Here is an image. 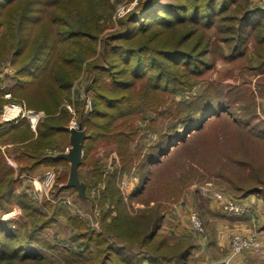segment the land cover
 Segmentation results:
<instances>
[{
  "label": "trees",
  "instance_id": "trees-1",
  "mask_svg": "<svg viewBox=\"0 0 264 264\" xmlns=\"http://www.w3.org/2000/svg\"><path fill=\"white\" fill-rule=\"evenodd\" d=\"M91 1L36 0L42 7L39 15H34L36 10L26 6L28 0H0V50L7 51L10 47L14 52L12 64L15 66V73L12 78L15 82L9 88L16 100L25 102L30 107L44 109L51 114L49 119L41 122L37 135L32 132L26 120L0 131V142L12 144L11 154L19 162L18 175L31 174L43 164L61 160L44 155V150L54 144L59 134L69 133L67 125H64V114L58 116L54 113L63 99L68 97L71 84L80 76L83 62V59L72 56L68 45L65 44L67 41L65 37L79 40L81 45L85 43L89 49L94 48L95 43L91 40L94 32H97V27L86 21L89 13L84 11ZM238 1L146 0L138 11L131 14V21L126 27L119 33L111 35L106 46V64L104 62L98 64L95 67L96 71L88 67L90 74L95 75V102L90 116L81 119L80 123L87 133L84 156L79 167L81 179L83 166L92 163L93 167L89 173L95 176L96 180L103 178L104 163L100 158L88 159V156L102 145L115 144L124 170H131L133 164L139 162L138 173L141 182L131 197L149 201L143 196L148 193L150 182L156 183L157 174L164 171L161 184L166 183L167 186L169 182L176 183L177 186L180 182L177 175L186 164L188 155L204 151L206 130L228 114L230 117L226 118L227 121L238 128V132H242L240 146L247 152L248 160L245 162L253 169L256 180L247 187L240 185L241 198H234L243 201L255 192L261 193L264 198V178L259 177L264 175L262 174L264 164L259 165L256 159L255 163L250 161L254 157L248 153L249 148L245 142L246 140L256 142L264 151V118L255 110L248 113L236 110L235 104L228 103L227 99L222 97L223 89L214 86L216 84L209 85L212 87L208 86L191 99L183 98L174 104L172 110L161 107L169 101L168 95L178 91L184 92L192 83H196L195 78L203 75L210 66L205 46L207 42L209 45L213 44L211 36L206 40L201 38L206 30L227 26V30L233 31L230 39V46L232 45L230 49L233 53L229 55L231 59L248 57L249 48L246 42L252 37L260 36L256 33L264 27V13L245 4L241 5L242 7L238 4L237 8H234ZM44 6L48 11L44 10ZM74 15H78L76 20ZM179 25L187 28L183 30L180 38L196 37L193 39L194 42L183 46L185 49L180 50L179 46H171V42H155L152 39L144 41L148 43L147 45L124 44L125 41L130 42L134 35H144L153 27L169 28ZM260 40H264L263 35ZM260 49L257 63L251 65L253 69L264 67L263 43ZM109 56L121 58L118 59L123 62L122 70L120 67L109 72V69L116 68L114 66L118 64L114 61L109 63ZM59 58L62 60L59 61ZM260 91L264 93V89ZM242 94L243 92H240L237 97H243ZM231 95H234V91H231ZM253 96L251 91L249 97ZM160 97H163L161 101L158 100ZM5 100L0 97V107ZM149 112L155 115L150 121L151 130L160 133V136L149 147L148 153L142 154L140 149L144 145L137 144L133 147L132 142L139 131L138 118H143ZM158 119L161 121L167 119L169 122L162 132L157 128ZM179 124L182 125V131L177 129ZM7 136H11V141L5 142L4 138ZM219 138L216 136L214 142H217L219 147L228 141L230 145L234 144L232 140ZM222 155L232 161L234 159L230 153ZM235 160L238 159L235 157ZM238 161L235 162L239 163ZM106 179V186L101 190L99 199L103 211V232L96 233L85 220L73 216L63 205L49 203L54 216L67 214V219L71 221L73 228L77 229L71 237L80 245L79 251L69 247L58 248L46 242L47 248L52 250L47 251L28 242L29 240L19 235L17 229L8 222L0 221V264H46L45 261L52 263L55 261L53 253L61 256L66 264H111L110 259L114 256L112 253L116 256L119 254L120 260L124 263L136 262L129 254L143 252L141 246L137 245L149 247L159 237L163 205L159 203L155 208L147 210L148 214L144 212L134 217L127 209L117 186L116 171L109 174ZM83 180L88 189L90 182ZM19 185L20 179L16 178L14 166L7 164L5 154L0 148V206L17 201L34 220L35 225L42 228L52 217L26 193H19ZM64 189H67L65 185H59V191ZM177 190L179 194L181 190L179 188ZM247 210L234 215H243ZM184 242L186 243L176 250L172 258L179 259L181 263L189 262L194 250L205 248L202 243ZM92 245L96 246L97 256H85L84 250ZM115 262L118 263L116 260Z\"/></svg>",
  "mask_w": 264,
  "mask_h": 264
},
{
  "label": "rangeland",
  "instance_id": "rangeland-1",
  "mask_svg": "<svg viewBox=\"0 0 264 264\" xmlns=\"http://www.w3.org/2000/svg\"><path fill=\"white\" fill-rule=\"evenodd\" d=\"M145 1L92 0L84 11L85 13H89L88 20L86 21L97 27V32H94L93 40H91L92 43H95L94 48L89 49L85 43L81 45L79 40H72L69 36L65 37V40H67L65 44L68 45L72 56L77 59H83V62L80 76L71 84L68 97L63 99L57 112L54 113V115L58 116L64 114V125L80 124L81 119L90 116L95 102V75L90 74L88 69L91 67L92 71H96L95 67L98 64L103 62L106 64L107 41H110L111 35L119 33L129 24L131 14L138 11ZM238 4L240 7L245 4L252 9L261 10L264 13V0H239L234 8H237ZM26 6L36 10L34 15H39L42 7L36 0H28ZM44 10L48 11L46 7ZM77 16L74 15L75 20ZM186 29L184 25L182 27L179 25L169 28L162 26L153 27L144 35H134V38L130 42L125 41L124 44L147 45L148 43H144V41L152 39L155 42H171V46H179V49L182 50L185 49L183 46L186 47L187 43L194 42L193 39L196 38L191 39V36L183 39L180 38L183 30ZM232 35L233 31L227 30V26L221 29L213 27L205 31V34L201 38L206 40L207 37L211 36V43H213L210 44L211 47L208 42L207 46H205L210 66L203 75L195 78L197 82L192 83V86L185 89L184 92L178 91L177 93L168 95L167 99L169 101L161 107L172 110L174 104L183 98L191 99L204 89H207L209 85L216 84L214 86L223 89L221 92L222 97L225 100L227 99L228 103L235 104L236 110L243 113L255 110L261 118H264V93L262 94L260 91L264 89V67L253 69V66H251L257 63L256 61L261 53L260 47L262 43L264 44V40H262L263 42L260 40L261 35L264 36V27L261 31H257L256 35H260L259 37H252L247 40L246 43H248L249 48L248 57L231 59L229 55L233 54L230 49L232 46H230ZM12 50L10 47L7 51L4 49L0 50V97L6 99L0 107V121H2V110L7 103L17 102L25 104V108L40 114L36 129L32 128L29 118H22L28 122L32 132L37 135L39 125L45 119H49L48 117L51 114L44 109L30 107L25 102L23 103L15 99L14 93L9 88L15 82L12 78V75L15 73V66L12 64L14 55ZM118 58L109 56V63L110 61L118 63L114 66L116 68L109 69V72L120 67L122 70L123 62L121 63V58H119L120 60ZM58 60L62 59L59 58ZM105 75H108V73H105ZM231 91H234V95H231ZM251 91L254 94L252 98L249 97ZM240 92H243V97L241 98L237 97ZM162 98L160 97L158 100L161 101ZM225 115L215 125L210 126L206 130V137L204 138L206 141L204 145L206 147L204 151L188 155L186 164L181 167L179 175H177L180 177V182H178L177 186L176 183L169 184V182L167 186L166 183L161 184L164 171H160L159 175L157 174L156 183L155 181L150 182L148 193L143 196V198H147L149 201L131 197L134 189L141 182L138 173L139 162H135L131 170H124L120 153L115 144L102 145L88 156V159L100 158L104 166L103 178L101 180H96L95 176L89 173L93 167V163L83 166L81 176L90 182L87 194L91 197V200H85L79 196L75 188L58 190L59 185H65L68 180L70 171L69 161L61 159L50 162L49 164L41 165L31 174L18 175L19 162L11 154V143L0 142V148L5 154L7 164L14 166L16 178L20 179L18 192L26 193L31 200L35 201L52 217L49 223H46L42 228H38L20 203L17 201L11 203L10 201L0 206V221L8 222L9 225L17 229L19 235L27 241L29 240L28 242L38 247L40 246L47 251L52 250L47 248L46 242L56 245L58 248L69 247L75 251H79L80 245L71 237L72 233L77 229L73 228L71 221L67 219V214L54 216L51 213L49 203L63 205L73 216L85 220L88 226L94 229L96 233H101L104 231L102 226L103 211L99 202L101 190L106 186L108 175L116 171L117 186L131 215L137 217L144 212L148 214L147 210L155 208L160 203V205H163L161 207L163 208V220L158 230L159 237H157V241L152 242L151 246L145 248L142 247L144 245H137L141 246L143 250L141 254H136L135 252L129 254L136 262L130 261L124 263L120 260L119 254L116 256L115 253H112L114 256L110 257L111 264H144L143 262L146 264H264V247H251L231 256V240L234 234L264 235V221H262L261 215H253L260 221L254 222L256 224L259 223L254 226L250 221L243 220L241 218L243 215L237 216L234 215L236 213L223 210L218 206L213 197V193H216L222 196L241 198L240 185L247 187L256 181L253 169L248 167V162H245L248 160L247 152L244 151L243 146H240L242 139L240 134L242 132H238L239 129L227 121L228 119L226 118H229L230 115ZM154 116L153 112H149L143 118H138L139 131L137 137L132 142V146L135 147L137 144L144 145L140 149L142 154L148 153L149 147L160 136V133L151 130L150 121ZM13 123L15 122H1L0 131ZM167 123H169L167 119L164 121L158 119L157 128L160 129V132L166 129ZM177 129L182 131V125L179 124ZM67 133L59 134L60 136L57 137L54 144L45 148L44 155L53 156L67 151L70 146L69 133ZM216 136L220 137L219 140H232L234 144L230 145V141H228L227 144L219 147L217 142L214 143ZM4 140L5 142L11 141V136L5 137ZM245 142H247V148H249L248 153H251L254 157L250 161L255 163L254 159H256V161L258 160L257 163L263 166L264 151L262 146L249 140ZM249 145L251 147H248ZM222 153L232 154L234 159L236 157L239 160L235 161H238L240 164L236 163L234 159L232 161L231 159L224 158ZM242 159L243 161H241ZM50 171L54 172L55 176L53 182L47 186L44 184V179ZM262 171V174H264V170ZM259 177L263 179L264 175H259ZM178 188L181 190L179 194H177ZM253 194L264 200L261 193L255 192ZM243 203L246 211L248 204ZM193 212L197 214L202 223L203 231L192 227L191 215ZM238 222H240L239 225L235 224ZM184 241H191L197 244L203 242L205 248L194 250L189 262L181 263L179 259L172 258L176 250L186 243ZM136 249L140 248L136 247ZM84 251L83 254L89 257L97 256L98 254L95 245L86 248ZM53 254L55 261L52 263L45 261L46 264H66L61 256L56 253Z\"/></svg>",
  "mask_w": 264,
  "mask_h": 264
},
{
  "label": "built area",
  "instance_id": "built-area-1",
  "mask_svg": "<svg viewBox=\"0 0 264 264\" xmlns=\"http://www.w3.org/2000/svg\"><path fill=\"white\" fill-rule=\"evenodd\" d=\"M25 104H19L17 102H10L4 106L2 110L1 122H19L22 118H29L31 126L36 129L37 121L39 120V113L28 110L25 108ZM79 124H71L70 126H78ZM55 173L50 171L47 173L44 184L49 186L54 180ZM213 197L223 210L231 213L242 214L245 211V205L242 201H238L235 198L222 196L221 194L213 193ZM191 225L193 228L203 231L202 223L200 222L196 213L191 215ZM251 247H264V235H243L234 234L231 240V256H234L244 249Z\"/></svg>",
  "mask_w": 264,
  "mask_h": 264
},
{
  "label": "water",
  "instance_id": "water-1",
  "mask_svg": "<svg viewBox=\"0 0 264 264\" xmlns=\"http://www.w3.org/2000/svg\"><path fill=\"white\" fill-rule=\"evenodd\" d=\"M70 133V146L67 151L53 155L56 159H65L70 163L68 180L65 183L67 188H75L82 199L91 200L87 194L86 182L81 179L79 167L84 156V141L87 136L86 129L82 124L78 126H66Z\"/></svg>",
  "mask_w": 264,
  "mask_h": 264
},
{
  "label": "crops",
  "instance_id": "crops-1",
  "mask_svg": "<svg viewBox=\"0 0 264 264\" xmlns=\"http://www.w3.org/2000/svg\"><path fill=\"white\" fill-rule=\"evenodd\" d=\"M22 121H24V119H21L18 123H21ZM18 123L15 122V123L11 124L10 126H14ZM243 202L248 204L247 205L248 206L247 213L243 214V216L241 217L243 220L250 221L252 223V225L256 226L259 223L256 224L254 222H260V221L257 218H255L256 216H253L255 214L257 216L261 215V217L263 219L262 221H264V200H262L259 197H256L254 194H251L246 199H243ZM241 218H239V219H241ZM235 224L239 225L240 222L235 223ZM202 245H204L203 242H202Z\"/></svg>",
  "mask_w": 264,
  "mask_h": 264
}]
</instances>
